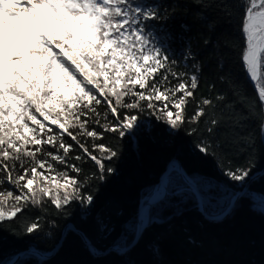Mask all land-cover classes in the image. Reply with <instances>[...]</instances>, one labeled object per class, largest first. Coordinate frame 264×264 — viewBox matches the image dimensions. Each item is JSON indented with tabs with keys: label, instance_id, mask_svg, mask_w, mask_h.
I'll list each match as a JSON object with an SVG mask.
<instances>
[{
	"label": "trees",
	"instance_id": "1",
	"mask_svg": "<svg viewBox=\"0 0 264 264\" xmlns=\"http://www.w3.org/2000/svg\"><path fill=\"white\" fill-rule=\"evenodd\" d=\"M144 2L151 3L159 13L160 18L146 23L154 43L169 57L171 71L186 74L185 79L192 74L198 76L199 86L184 110L185 122L172 132L167 123L146 108L120 109L122 114L128 111L138 117V126L125 136L118 132H104L103 139L79 136L94 155H102L94 149L100 143L117 152L111 161L105 160L106 168L114 171L105 173L103 179L99 178L95 162L65 134V143L73 145L68 162L81 169L79 173L69 170V174L80 181L81 194H91L94 200L88 204L77 199L57 209L45 197L41 205L29 203L15 218L0 221V264H7L31 246L43 253L51 251L68 223L81 230L99 251L127 247L135 236L141 199L145 201L152 194L172 159H178L194 179L206 212L212 216L224 212L249 177L262 169L264 139L258 137L255 118L259 101L242 63L246 48L242 33L244 0ZM165 72L162 69L159 76ZM169 82V86H175L179 81L169 76ZM218 96L224 97L223 102L217 100ZM205 98L212 101L203 106L206 115L199 123L191 122L197 105ZM95 107L101 124L115 122L105 103ZM210 118L221 121L215 141L207 140L203 131ZM94 119L92 115L88 130L95 127L103 131ZM51 127L53 133L60 134L56 126ZM72 131L77 134L79 129ZM202 140L209 145L207 152L199 150ZM48 150L51 148L45 146ZM76 155L83 158L76 161ZM56 167L57 171L65 170L62 165ZM240 168L250 170L241 184L227 175L229 170ZM3 175L0 173V178ZM167 185L166 197L149 208L146 227L126 252L108 251L96 256L70 230L53 257L41 259L25 254L16 264H264V175L250 185L230 214L219 222L208 221L197 210L195 195L177 171L169 174ZM0 191L20 194L7 182L0 185ZM34 221L39 228L27 232V226Z\"/></svg>",
	"mask_w": 264,
	"mask_h": 264
},
{
	"label": "snow or ice",
	"instance_id": "2",
	"mask_svg": "<svg viewBox=\"0 0 264 264\" xmlns=\"http://www.w3.org/2000/svg\"><path fill=\"white\" fill-rule=\"evenodd\" d=\"M243 7L247 46L242 63L258 90L255 118L258 137L264 139V0H244ZM158 18L156 8L144 0H0V173L4 174L0 185L7 182L20 193L0 191V221L15 218L29 203L41 205L45 197L57 209L77 199L93 202V195H82L80 181L69 174L81 169L68 162L73 145L65 143V134L95 162L103 179L114 171L106 168L105 160L111 161L117 152L100 143L94 149L102 155H94L79 136L103 139L104 132L125 136L138 126V117L120 109L146 108L172 128L182 126L188 99L199 86L198 76L185 79L186 74L171 71L169 57L154 43L146 23ZM162 69L166 72L159 76ZM169 76L179 82L169 86ZM217 100L223 102L224 97ZM102 102L114 123L101 124L95 106ZM211 103L203 99L191 122L199 123L206 115L203 106ZM90 114L103 131L88 130ZM205 123V138L218 139L221 121L210 118ZM45 146L51 150L45 151ZM198 147L209 150L204 140ZM57 165L65 170L57 171ZM19 170L22 174H17ZM249 171L240 168L227 175L243 181ZM38 228L34 221L27 232Z\"/></svg>",
	"mask_w": 264,
	"mask_h": 264
},
{
	"label": "water",
	"instance_id": "3",
	"mask_svg": "<svg viewBox=\"0 0 264 264\" xmlns=\"http://www.w3.org/2000/svg\"><path fill=\"white\" fill-rule=\"evenodd\" d=\"M243 36L245 39V46H247L246 35L243 34ZM243 66H244L245 73H246V66L244 64H243ZM246 76H247L248 81L251 83V85L253 86V88H254L255 92L257 93V96H258V90L255 89V87H254L255 81L250 80V74H246ZM173 171H177L181 175L183 181L187 184L188 188L195 195L196 200H197V210L204 216V218L207 219L208 221H211V222H219L221 220H224L230 214V212L232 211V209L236 205L237 201L247 192L250 185L255 180H257L258 178H260L261 176L264 175V165H263L261 170L255 172L254 174H252L249 177V179L245 182V184L241 190L236 192V194L232 197L229 206L227 207V209L224 212H222L219 215L212 216L206 212L203 196H202L199 188L197 187L194 179L191 178V176L187 173V171L184 169V167L182 166V164L180 163V161L178 159H173L169 162L165 171L163 172L162 176L160 177V181L157 184L159 191H157L158 188H156L155 191L152 193V195L149 196L147 198V200L143 204L140 205V208H139V211L137 214V224H136L135 236H134L131 244H129L127 247L112 246L107 251H99L90 242V240L85 236V234L81 230L77 229L72 223H68L65 226V228L63 229L62 236H61L58 244L51 251L43 253V252L39 251L37 248L31 246L27 250L18 252L7 264H16L25 254H33V255L41 258V259H49V258L53 257L57 253L59 247L61 246L67 232L70 230L77 233L82 238V240L85 242V244L89 247L90 251L96 256L106 254L108 251H115L118 253L126 252L129 248H131L134 244L137 243V241L139 240V238L142 234V231L144 230V228L147 225V218L145 221L142 220L143 209L149 208V207L159 203L160 201H162L166 197V195L168 193V185H167L168 175Z\"/></svg>",
	"mask_w": 264,
	"mask_h": 264
},
{
	"label": "rangeland",
	"instance_id": "4",
	"mask_svg": "<svg viewBox=\"0 0 264 264\" xmlns=\"http://www.w3.org/2000/svg\"><path fill=\"white\" fill-rule=\"evenodd\" d=\"M54 51H57V52H58L59 50H58V49H54ZM168 128H169V130L172 131V132L176 131V129H177V128H175V129L172 128L170 125H168ZM172 160H173V159H172ZM161 176H162V175H161ZM168 176H169V175H168ZM159 181H160V179H159ZM243 181H244V180H243ZM243 181H237V182H238L239 184H241ZM158 183H159V182H158ZM156 188H157V184L155 185V188H154L153 192L155 191ZM153 192H152V193H153ZM151 195H152V194H151ZM151 195H150V196H151ZM146 200H147V199H146ZM146 200H145V201H146ZM145 201H144V199H141V201H140V202H141L140 205L143 204ZM160 202H161V201H160ZM139 208H140V206H139ZM226 209H227V208H226ZM226 209H225V210H226ZM138 211H139V210H138ZM154 220L157 221V222L161 221V220H159V219H157V218H154ZM48 252H49V251H48Z\"/></svg>",
	"mask_w": 264,
	"mask_h": 264
},
{
	"label": "bare ground",
	"instance_id": "5",
	"mask_svg": "<svg viewBox=\"0 0 264 264\" xmlns=\"http://www.w3.org/2000/svg\"><path fill=\"white\" fill-rule=\"evenodd\" d=\"M158 188V187H157ZM157 191H159V188L157 189ZM150 208V207H149ZM149 208H145L142 211V220H146L147 218V223H148V219H149Z\"/></svg>",
	"mask_w": 264,
	"mask_h": 264
}]
</instances>
